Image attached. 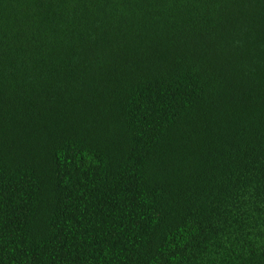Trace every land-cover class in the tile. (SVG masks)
<instances>
[{
    "label": "trees",
    "instance_id": "trees-1",
    "mask_svg": "<svg viewBox=\"0 0 264 264\" xmlns=\"http://www.w3.org/2000/svg\"><path fill=\"white\" fill-rule=\"evenodd\" d=\"M0 264H264V0H0Z\"/></svg>",
    "mask_w": 264,
    "mask_h": 264
}]
</instances>
